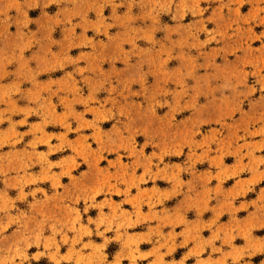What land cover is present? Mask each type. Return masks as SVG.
I'll return each instance as SVG.
<instances>
[{
	"label": "rangeland",
	"instance_id": "1",
	"mask_svg": "<svg viewBox=\"0 0 264 264\" xmlns=\"http://www.w3.org/2000/svg\"><path fill=\"white\" fill-rule=\"evenodd\" d=\"M197 216L264 260V0H0V264Z\"/></svg>",
	"mask_w": 264,
	"mask_h": 264
},
{
	"label": "crops",
	"instance_id": "2",
	"mask_svg": "<svg viewBox=\"0 0 264 264\" xmlns=\"http://www.w3.org/2000/svg\"><path fill=\"white\" fill-rule=\"evenodd\" d=\"M202 220L204 219L201 216H197L188 220L189 224L180 225L174 222L160 227L149 225L126 232H109L104 229L100 235L92 231L91 239H83L75 248V259L96 255L101 257L104 252L110 250L106 261L99 264H264L263 259L229 258L232 250L230 246L239 247L242 241L238 242L237 236L229 241L222 228L213 229L201 225L207 223ZM95 236L100 238L93 239ZM131 239L136 241L135 246L131 247L136 256L134 261L128 260L129 252L126 247ZM29 250L30 248L26 249L27 259H14V264H74L72 259L67 258L68 248H59L58 251L53 249L49 252H41L40 249ZM51 252L54 259L49 256ZM38 254L40 255L35 257Z\"/></svg>",
	"mask_w": 264,
	"mask_h": 264
}]
</instances>
